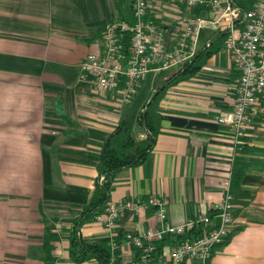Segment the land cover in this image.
I'll list each match as a JSON object with an SVG mask.
<instances>
[{"label":"crops","instance_id":"1","mask_svg":"<svg viewBox=\"0 0 264 264\" xmlns=\"http://www.w3.org/2000/svg\"><path fill=\"white\" fill-rule=\"evenodd\" d=\"M133 2L0 0V264H75L71 235L92 201L105 143L123 122L131 125L136 140L147 138L140 116L179 72L173 70L157 85L154 78L164 72L143 81L133 103L146 82L154 85L137 119L128 108L133 103L125 106L117 94L101 93L79 77L87 56L102 49L106 25L134 22ZM151 5V17L163 26H174L183 16L216 18L167 2ZM217 36L204 31L200 48ZM239 80L224 48L195 77L167 92L159 105L162 129L155 149L146 163L117 175L109 203L81 229L84 239L124 237L118 260L132 264L138 250L128 236L162 228L151 198L170 202L167 223L178 226L206 214L212 219L209 229H217L223 184L232 182L236 158H243L252 168L241 191L253 200L244 205L235 199L233 230L210 264H264V118L253 121L240 140L218 122L234 107ZM126 203L136 208H125L116 228L108 229L103 223L108 205ZM47 229L54 238L50 250ZM200 233L197 229L190 237ZM182 241L167 236L156 244L163 251Z\"/></svg>","mask_w":264,"mask_h":264},{"label":"built area","instance_id":"2","mask_svg":"<svg viewBox=\"0 0 264 264\" xmlns=\"http://www.w3.org/2000/svg\"><path fill=\"white\" fill-rule=\"evenodd\" d=\"M167 2L184 6L187 10L201 9L216 16L205 19L183 16L174 26H163L151 17V2ZM134 22H111L102 36V49L90 53L80 66L79 77L97 91L117 94L123 105L133 103L143 81L152 73L175 70L181 72L200 52L204 31L220 34L228 31L225 50L232 57L240 73L236 88V103L232 110L223 112L218 122L229 128L238 140L245 136L249 125L264 118V0H257L254 8L242 12L234 0H134ZM211 43L206 46L209 48ZM225 198L218 208L220 224L210 230L212 219L202 214L185 224L174 226L166 222L170 202L151 198L149 205L157 209L161 229H150L142 236H128V242L139 251L132 264H210L215 249L229 238L237 204L232 195V182L226 181ZM125 208H136L133 203L109 204L105 226L113 230ZM197 229L200 235L181 242L171 250L156 253L155 244L167 236L185 238ZM113 263L119 259L118 244L113 241ZM51 264H63L60 261Z\"/></svg>","mask_w":264,"mask_h":264},{"label":"trees","instance_id":"3","mask_svg":"<svg viewBox=\"0 0 264 264\" xmlns=\"http://www.w3.org/2000/svg\"><path fill=\"white\" fill-rule=\"evenodd\" d=\"M235 6L242 12H248L254 8L257 0H234ZM228 39V31H224L212 41L209 48L201 49L192 63L187 65L181 72L170 78L160 87L154 99L147 105L140 116V124L147 131V138L141 141L135 139L130 124L123 122L117 130L108 138L104 145L101 162L98 166L99 177L96 182L95 192L89 206L85 207L75 222V228L71 235L70 257L75 264H83L96 260L99 264H112L115 251L109 241H89L82 237L81 229L87 223L93 221L98 215V209L106 206L111 197V190L117 175L125 169L135 168L143 165L149 159L156 147L161 125L159 105L167 92L195 77L207 65L208 61L225 48ZM244 152L248 149L244 148ZM251 164L243 159L236 158L232 175V195L238 203L249 204L253 195L241 191V183L246 172L251 170ZM187 236L182 242L193 239ZM51 229H47L45 235V248L51 249L53 241ZM125 239L120 237L115 242L119 245ZM156 253L162 249L155 244ZM139 256V251H138ZM137 256V257H138ZM117 264H121L118 260Z\"/></svg>","mask_w":264,"mask_h":264},{"label":"rangeland","instance_id":"4","mask_svg":"<svg viewBox=\"0 0 264 264\" xmlns=\"http://www.w3.org/2000/svg\"><path fill=\"white\" fill-rule=\"evenodd\" d=\"M172 72H173V70L164 72L160 75H157V78H154V80H155L154 84L155 85L159 84V82L164 77L171 75ZM151 77H153V76H151ZM153 81L152 82L151 81L146 82L145 88L142 90L139 98L131 106L128 107L130 110L133 111L134 119H137L139 112L143 109V106L146 104L147 99H148L149 95L151 94V87H153V85H154Z\"/></svg>","mask_w":264,"mask_h":264}]
</instances>
